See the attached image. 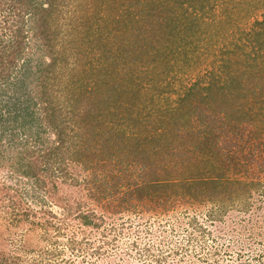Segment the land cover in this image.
Wrapping results in <instances>:
<instances>
[{
	"label": "trees",
	"instance_id": "1",
	"mask_svg": "<svg viewBox=\"0 0 264 264\" xmlns=\"http://www.w3.org/2000/svg\"><path fill=\"white\" fill-rule=\"evenodd\" d=\"M114 1L124 6L125 12L119 13L124 12L127 18L122 20L120 27L117 19L112 20L113 24L105 20L108 24L106 27L109 29L100 36V40L103 42L97 46L98 48L94 47L90 57L88 56L86 59L87 66L91 69L89 75L94 77L92 72L95 70V75L97 74L98 78L92 81L89 76L88 79L76 81L75 84L83 90L88 86L84 91L85 94L83 93L84 101L78 103L80 105L75 106V109L67 106L62 109L60 106L55 107L51 100L49 102L51 108L45 107L43 100L50 99L45 90L61 62L55 56L58 37L56 33L59 31L57 29L52 31L50 23L60 12V5L66 4V0H0V23L4 24L8 20L13 23L11 26L13 28L12 38L6 39L7 34L2 26L3 32L0 33V156L6 157L8 178L11 179L15 174L17 183H26L22 188L19 186L20 188H15V190L10 185L0 184V192L5 191L9 201V209L4 212V215L10 223V228L14 229L10 234L16 236L5 239L9 244V249H0V264H51V258L54 257L57 250L54 248L35 250L34 246L30 248L34 242H30L26 238L30 236L31 228L41 226L44 232L40 233L38 237L42 236L45 239L43 236L45 232L49 229L58 231L60 229L58 226L63 225L62 223L69 219L65 218L66 215H74L73 209L65 199L58 197L61 194L59 181L64 186L68 182L70 184L79 183L82 186L81 189L88 193L89 199L98 203L105 200L107 205L113 206L128 204L135 207L134 201L144 198L143 194H147L145 189L148 186H150L148 194H153L155 190L160 191L163 188L164 190L160 191V196L167 197L168 203H160L162 210L167 207L175 208L180 200L206 203L211 205V209L208 210V214L204 218L208 219L210 224L216 219H219L218 222H220L221 217L219 216L223 215L220 209L235 206L239 190H243L246 185L248 187L249 183L250 187L254 186L252 181L248 182L241 178L250 172L249 165L253 160H256L254 158L258 157L257 154L260 153V150L264 151V83H253L249 78L255 76L253 72L255 64H252V61L257 62L258 55H262V50H264V17L261 21H255V25H260V31L251 34V39L248 38V42L245 43L243 38L246 35L238 36L232 41L225 35L228 30L216 24L209 26L208 30L203 29L202 25L205 19L212 21L214 18L210 19V15V18L206 16L208 11L215 9V0H183L182 14L160 0ZM129 22L132 28L136 24L133 31H129L131 29V25L129 27L127 25ZM147 25L156 32V39L152 38V40H156L155 42L147 37ZM159 27L163 29L162 33L158 32ZM165 28L168 29V33ZM182 31L184 32L182 33ZM164 35L166 36L164 38L165 45H162L160 38ZM28 36L32 42L38 41L34 43L37 50L32 45L30 48L40 52V55L31 65H29L28 58L23 59L21 68H24L25 71L15 76L10 75L8 65L11 66L20 54L19 52L23 48L21 44L24 43L25 46L28 44ZM197 36L201 37V41L210 46L209 48L215 47L217 42L222 44L219 46L220 66L217 70L212 68L211 71H206L203 76L196 77L187 90L186 88L182 90V96H178L174 100H170L168 96L164 98L165 103L168 100L175 103L174 107L167 106L163 110L164 115L168 114L169 116L171 112L175 115L169 116L171 118L169 120H172L171 125L175 126V132L173 129L163 130L168 123L166 119H162L160 123L157 122L158 129H162L157 132L161 135L156 134L154 140L160 141L163 146L167 143L165 146V150H167L173 146L172 142L174 143L177 139L175 143H180L181 156L185 158V161H193L196 165L198 164L197 169L193 168L194 177H180L170 181L169 179L174 176H168L169 179L166 178L167 180L162 182L158 178L154 181L144 177L146 180L139 181L141 180L139 172L148 176L150 173L157 174L158 167H155V161L148 155L136 161L126 156L127 160L123 162L119 157L116 161L117 156L108 153L109 160L115 158V168L106 164L104 155L102 157L105 159H102V163L98 162V159L96 161L95 158L88 157L86 149L93 150L88 141L95 138L90 135L92 130L89 122L91 114L101 110L98 107L99 103L102 102L103 105L108 102L121 104L120 110L123 109L129 111L128 114H134L133 126L139 125L140 129H145L149 118L146 111L149 109V104L159 105L161 103L160 101L155 103V92H163L164 95V92H170V83H164V81L173 76L170 74L175 71L176 66L180 65L181 71L184 70L183 65L189 60L187 50L189 52V46L193 44V39ZM176 39L181 40L178 43L179 46L172 47L170 42H174ZM252 43L256 46L253 56L250 53L253 50L248 53L244 52L245 47L252 46ZM233 48L238 51L242 50L246 59L244 63L243 61L236 62L238 68H235V60L229 58L234 54ZM178 55H183L185 61L178 60L179 62H177L175 57ZM160 58L164 59L165 67L161 72H156L159 74H157L158 78L154 76L152 81L147 83L152 91L150 94L144 77L142 79L139 72H147L152 67L157 69ZM65 62L66 60L63 63ZM171 62H174L175 67ZM241 67L245 69L240 71ZM135 70L136 75H134ZM113 76L117 78H113ZM108 77H112L115 81H108ZM224 81L225 85H223ZM37 94H40L39 98ZM227 95L229 99H226ZM219 98L222 101L228 100L226 107L224 104H219L222 101L215 100ZM210 102L219 104L217 108L214 107L209 112L211 113L208 115L210 123H207L209 118L204 119V115H202V118L198 117L199 121L196 119V124L207 126V137L202 135V139L206 143L213 142V144L202 147L200 151H194L195 147L190 149V144L192 142L194 144L196 138L189 133L196 134L197 130H200V125L196 127L192 115L190 116V113L183 114L182 107L186 104L188 107L194 108L193 112L200 110L202 113L204 109L200 107L204 106L206 109ZM104 109H109V107L106 108L104 105ZM179 110L181 111L179 112ZM56 111L59 115V122H56V117H58L55 115ZM151 111L153 112V109ZM143 116H145L144 121L139 119ZM246 125L250 126L248 133H251V136L246 135L248 133H243ZM101 129L95 131V136L97 132L100 136ZM73 131H76L75 135L71 134ZM84 133L89 136H83ZM51 134L55 137L50 138ZM144 138L152 139L154 136L147 135ZM105 140L101 146L103 149L109 146L106 143L109 140ZM220 142L221 146L225 145L226 147L218 148L217 144ZM46 144H49L48 148L45 146ZM201 145H205V143ZM176 150L174 147L175 157H177ZM103 151L106 154L107 151ZM143 151L148 152L146 149ZM90 153L92 155L94 151H90ZM191 153L195 156H191L190 159L188 154L191 155ZM147 158H149V163H146ZM0 161L1 165L2 160ZM76 163L83 164L85 172L95 177H92L91 181L87 177L78 178L71 171ZM123 163L126 164L122 166ZM175 163L171 165V168L176 169L177 164L181 165V160L175 161ZM260 167L264 169V162ZM171 168L165 167L164 171L169 172ZM109 176L112 178L110 181H108ZM135 176L140 179L136 180ZM125 178L126 181L131 178L132 181L125 184L122 182L125 181ZM111 181L114 183L111 184ZM160 187L161 189H156ZM30 189L31 191H29ZM12 190L15 191L14 194H10ZM126 193L129 195L127 198L123 197ZM46 196L55 202L66 204L63 208L58 207L57 213H51V219L57 223H52L50 219H44L41 223H36L34 220L37 209H32V203L36 200L42 205H44L43 202L51 204ZM78 210L80 211L74 217L75 220H80L84 226L91 224L95 227L98 226V223L93 221L96 214L94 210H91L90 213L82 212V209ZM44 211L50 214L48 210ZM193 221L196 220L193 218ZM168 223L165 222L161 226L162 232L172 230ZM187 224H189L188 227L184 226V222H181L178 223V228H173L172 235L167 236L171 237L169 242L164 239L161 241L164 243V247L161 248L159 254L153 256L154 259L151 263H208V259L205 258L207 250L205 251L204 246L207 244V240L213 236V232L189 221ZM26 233L27 235H25ZM176 237H180L181 241L176 240ZM40 240L42 241L39 238L35 242L38 243ZM213 240L216 241L217 238L213 237ZM194 241H196V245ZM6 242L0 239L1 246ZM10 242L13 243L12 246ZM71 242L73 244V240ZM132 244L136 247V243ZM95 249L97 250V248ZM146 249L151 252L149 246ZM22 251L23 253L31 252L30 256H33L32 252H36V256L21 257L18 253ZM216 252L214 250V253ZM214 256L216 257V255ZM238 257L240 258V256ZM239 264H242V261Z\"/></svg>",
	"mask_w": 264,
	"mask_h": 264
},
{
	"label": "rangeland",
	"instance_id": "2",
	"mask_svg": "<svg viewBox=\"0 0 264 264\" xmlns=\"http://www.w3.org/2000/svg\"><path fill=\"white\" fill-rule=\"evenodd\" d=\"M160 1L166 3L168 7L170 6L172 9L174 8L175 11L182 14L184 9L183 0ZM60 6V12L54 20L51 21L50 27L52 31L54 29L59 31L56 33L58 34V37L56 41L55 56L61 62L55 69L53 78L45 90L50 96V99L43 100V102H45L43 105L45 107H50L51 105L49 102L51 100L55 107L60 106L62 109H65L67 106L68 108L75 109V106L78 107L80 105L78 103L84 101L83 93L86 88H88L87 86L83 90L78 87L75 82L88 79L90 76L91 69L87 66L86 59L88 56L90 57L92 49L94 47L96 48L103 42L100 40V36L109 29V27H106L108 24L105 20L112 23V20L117 19L120 27L122 20L127 17L124 13V6L121 4L119 5V2L114 0H66V4ZM214 8V10L208 11L206 17L208 18L210 15L211 18H209L212 19L214 17L215 20L214 18L212 21L205 19V22L202 25L204 27L203 29L208 30L209 26L216 24L217 26L228 30H226L227 32L225 35L232 41L237 39L238 36L242 37L246 35L243 38L245 43L248 42V38L251 39V34L255 31H260L261 27L260 25H255V21H261L264 17V0H215ZM121 11L124 12L119 13ZM118 14L120 15L118 16ZM1 20L3 21L2 18ZM231 22L233 24H230ZM12 25L13 23H11V20L4 22V24L0 23V33L5 29L4 31L7 34V40L12 38ZM127 25L129 27L131 23L129 22ZM135 25L136 24L133 25V28L131 25L129 31H133ZM147 28L148 39L150 38V40H152L153 37L156 39V32L152 30L149 25H147ZM167 30L168 29L165 28L166 33H168ZM162 31L163 29L159 27L158 32L162 33ZM183 32L184 31H182V33ZM165 37L166 36L164 35L160 38L162 39V45H165ZM28 38V44L26 46L24 43L21 44L23 48L21 52H19L20 54L15 58V61L13 60L14 62L12 61L13 63L11 66L8 65L10 75L15 76L25 71L24 68H21L23 59L28 58L29 65H31L35 63L40 55V52L36 51L38 49L37 46L34 44L38 41L32 42L30 36H28ZM193 40V44L189 46V52L187 50L189 60L183 65L184 70L181 71L180 65L176 66V69H174L175 71L170 74V76H173L170 78L167 77L169 79L164 81V83H170V92H164L166 96L163 92H155V103H158L159 101L161 103H159V105L149 104V109H146L149 118L145 129H140L139 125L133 126L132 119H134V114H128L129 111H124L123 109L120 110L121 104L117 102H114L113 104L112 102L107 101L108 104L104 105L106 108L109 107V109H104L103 103H99L98 107H100L101 110L97 113L91 114V121L89 122L92 130L90 135H93L95 138L91 140L89 139L88 141L93 147V150L86 149L85 152L88 157H93L96 161L98 159V162L101 163L103 161L102 159H105L106 157V164H109L111 168H115V158L114 160H109L108 158L111 154L117 156L116 161L119 157L123 162L127 160L126 156H129L131 160L136 161L137 159L148 155L155 161V167H158L156 170L157 174L150 173L148 176L139 172V175L141 176V180L139 181H144L148 178L156 181L155 179L158 178L160 179V182H162L167 180L166 178H168V176H174V178H168L170 181L179 179L180 177H194L193 168L196 167L197 169L198 164L196 165L193 161H185V158L181 156V150L179 148L181 147L180 143H175L177 139L174 141L175 144L172 142L173 146L167 150H165L167 143L163 146L160 144V141H154L156 134H159V136L161 135V133L157 132L159 130L157 122L160 123L162 119H166V122L168 123L163 130L167 131L173 129L175 132V126H172V120H169L171 119L170 117L175 115L172 114V112L169 115L170 117L168 114H163L165 107H174L175 103L173 101L169 102V100L165 103L164 98L168 96L170 100H174L178 96H182V90L185 88L187 90L196 77H199V75L203 76L206 71L209 72L212 68L217 70L220 66L221 54L219 46L222 45L221 43L217 42L215 47L209 48L210 46H207L204 41H201V37L199 38V36H197ZM152 41L155 42L156 40ZM180 41V39H176L174 42H170V44L172 47L179 46L178 43ZM31 45L34 46L36 50L31 49ZM252 46H246L244 49V52L246 53L253 50L250 52L252 53L251 56L254 55V49L256 47L254 43H252ZM262 52V55H258L257 62L252 61V64H255V68L253 69L255 76H250L249 78L253 83H264V50H262ZM233 53L234 54L230 55L229 58L235 60V68H238L239 66L236 62L241 63L243 61L244 63L246 59L244 58L242 50L238 51L233 48ZM183 57V55H178L175 59L177 62H179L178 60H181L182 62L185 61L183 60ZM65 60L66 62L63 63ZM164 64V59L160 58L157 64V69L152 67L147 72H139L141 78L143 79L144 77L146 86L148 85L147 83L152 81L154 76L155 78H158V73L156 72H161L163 67H165ZM171 64L175 67L174 62H171ZM244 69L245 68H242L240 71ZM92 75L94 77L90 76V79L95 81L98 78V75H95V70L92 72ZM134 75H136V70ZM113 78L117 77L113 76ZM113 78L108 77L107 80H112L113 82L115 81ZM225 84L226 82L224 81L223 85ZM147 89L148 93L151 94V89L149 87ZM37 97L39 98L40 94H37ZM226 99H229L228 95ZM226 99L225 101L220 100V98L215 100H218V102L222 101L219 104H224L226 107L228 104V100L226 101ZM219 104L210 102L206 109L204 106H201L200 108L204 109L202 113L200 110L198 112H193L192 109L194 108L188 107L186 104L182 107V110L184 109L183 114L187 115V113H190L189 115H192V120L196 127H198L200 124H196V119L199 121L198 117L202 118V115H204V119L209 118L208 115L211 114L209 112L213 110L214 107L217 108ZM152 109L153 112L151 111ZM180 111L181 110H179V112ZM55 115H58L57 111ZM144 118L145 116L140 117L139 119L144 121ZM56 122H59V115L56 117ZM207 123H210V118ZM100 128H102L100 136L99 132H97L95 136V131H100ZM249 128L250 126L246 125L245 129H243V133H248L250 130ZM207 129L206 125H200V130H197L196 134L189 133L190 135L193 134L196 138L194 144L193 142L190 144V149L195 147L194 151H200L202 147H208L213 144V142L206 143L205 140L202 139V135L207 137ZM76 131H73L71 134L75 135ZM85 134L86 133H84L83 136H89L88 134ZM51 135L50 138L55 137V135ZM147 135L149 137L152 135L154 138H144V136ZM246 135L251 136V133ZM199 136L201 137L198 138ZM105 139L109 140V142H106L109 146L103 149L101 146ZM199 139L202 140L199 141ZM210 141H212V139H210ZM204 143L205 145H201ZM47 145L49 146V144L45 145L48 148ZM217 146L220 149L226 147L225 145L221 146V142L218 143ZM174 147L177 149V157H175ZM102 149L107 151L106 154ZM143 149L148 150L149 153L143 151ZM90 151H94V153L91 155ZM108 153L110 154L108 155ZM103 155L105 157H102ZM188 155L190 156V159L191 156H195L192 155V153L191 155ZM257 156L258 157L255 156V158L254 156L252 157V159L254 158L256 160H253L249 165L250 172L247 175H243L241 178L248 182L252 181L254 186L250 187L249 183L248 187L246 185L243 190H239V196L235 206L220 209L221 214H223L219 216L221 217L220 222H218L219 219H216L210 224L209 220L204 218L205 215L207 216L208 210L211 209V205L202 202L193 203V201L180 200L177 202L175 208L167 207V209L162 210V205H160V203H168V199L167 197L160 196V191L164 190L163 188L161 189V187L156 188L161 189L160 191L155 190L153 194H148L150 191V186H148L145 189L147 190V194H143L144 198H141L142 200L134 201L135 207L129 206L128 204L113 206L107 205L105 200H103V202L100 201L99 204L98 202L89 199L88 193L81 189L82 186H80L79 183L70 184V182H68L64 186L59 181L58 185L61 186V194L58 197L65 199V201L71 206V209H73L72 212L74 215H66L65 218L69 219L64 221L62 223L63 225L58 226L60 228L58 231L49 229L45 232L43 235L45 239H43L42 236L38 237L40 233L44 232L41 226H34L31 228V231L29 232L30 236L26 239L30 242H34L30 248L34 246L35 250L43 248L56 249L57 252L54 254V257L51 258V264H153L151 263L154 259L153 256L159 254L161 248L164 247V243L161 241L164 239L169 242V238L171 237L168 238L167 236L170 234L172 235L173 228H178V223L181 222H184V226L188 227L189 224H187V222L189 221L196 226L198 224L200 227L208 228L213 232V236L211 239L207 240V244L204 246L205 251L207 250L205 258L208 259V263L205 264H239L241 261L242 264H264V169H261L260 167L264 162V151L260 150V153L257 154ZM0 160H2V164L0 165V184L10 185L14 190L15 188H20L19 186L22 188L26 183H17L15 180V174L11 179L8 178L9 171L7 170V164H5L6 157L1 155ZM147 160L146 163H149V158H147ZM179 160H181V165L177 164L178 166L174 169L176 165L175 161L177 162ZM83 162L86 163L85 161ZM124 164L126 163H123L122 166H124ZM173 164L174 167L171 168V165ZM83 167V164L79 165L76 163V166L73 167L71 171H73L78 178L87 177L88 180L91 181L92 177L95 176L85 172V168ZM165 167L171 168L170 171H164ZM151 168H154V166H151ZM173 169L174 172H172ZM169 173H171V175H169ZM116 174L119 173L116 172ZM122 175L124 177V174ZM144 177L146 179H144ZM135 178L136 180L140 179L138 176H135ZM108 179V181H110L112 178L109 176ZM113 180L116 179L113 178ZM124 180L125 181L122 182L125 184L128 181H132L131 178L127 181L126 178ZM112 183L114 182L111 181V184ZM15 184H17V186H14ZM128 188L131 189L130 187ZM14 190H12L10 194H14ZM29 191H31V189ZM124 196L127 198L129 195L126 193L123 197ZM47 199L51 204L43 202L44 205H42L36 202V200L32 203V209H37V215L34 219L36 223H41L44 219H50L52 223H57V221L51 219L52 212L57 213L58 207L63 208L66 205L62 202H55L50 199V197H47ZM119 203L121 202L119 201ZM7 209H9V201L6 192L2 191L0 192V239L4 242H6L5 239L9 237H16L10 234L14 229L10 228V223L7 218H5L4 212ZM78 209H82V212L87 213L94 210L96 214L93 221L98 223V226L95 227L93 224L90 226H84L81 224L80 220H75L74 217L80 211ZM44 210H48L50 214L46 213ZM38 211L40 212L39 214ZM98 218L99 220H97ZM193 218L196 221H193ZM165 222H169L168 226H170V229L172 228V230L162 232L161 226H163ZM196 232L198 231L196 230ZM25 235H27V233ZM213 237L217 238V240H213ZM39 238H41L42 241L40 240V242L36 243ZM179 238L180 237H176L175 239L181 241ZM71 240H73V244ZM194 242L196 245V241ZM132 243H136V247L132 246ZM12 244L13 243H11V246ZM1 245L2 244H0L1 250L9 249V244H7V242L3 246ZM147 246H149V249L151 248V252L146 249ZM95 248H97V250ZM214 250L217 252L214 253ZM18 255L31 258L36 256V252H32L33 256H30L31 252L23 253V251L19 252ZM214 255H216V257ZM238 256H240V258Z\"/></svg>",
	"mask_w": 264,
	"mask_h": 264
}]
</instances>
